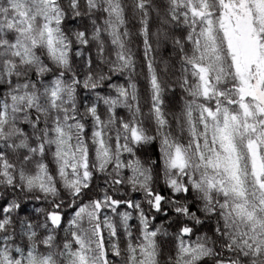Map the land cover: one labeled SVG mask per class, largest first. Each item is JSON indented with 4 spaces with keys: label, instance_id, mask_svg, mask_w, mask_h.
<instances>
[{
    "label": "snow or ice",
    "instance_id": "6c2138e0",
    "mask_svg": "<svg viewBox=\"0 0 264 264\" xmlns=\"http://www.w3.org/2000/svg\"><path fill=\"white\" fill-rule=\"evenodd\" d=\"M0 264H264V0H0Z\"/></svg>",
    "mask_w": 264,
    "mask_h": 264
}]
</instances>
